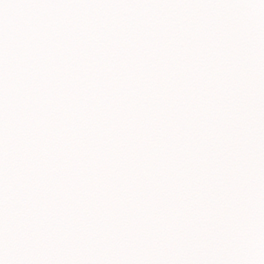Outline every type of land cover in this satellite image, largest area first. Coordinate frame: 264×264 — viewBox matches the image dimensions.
Listing matches in <instances>:
<instances>
[{
	"label": "snow or ice",
	"instance_id": "1",
	"mask_svg": "<svg viewBox=\"0 0 264 264\" xmlns=\"http://www.w3.org/2000/svg\"><path fill=\"white\" fill-rule=\"evenodd\" d=\"M0 264H264V0H0Z\"/></svg>",
	"mask_w": 264,
	"mask_h": 264
}]
</instances>
